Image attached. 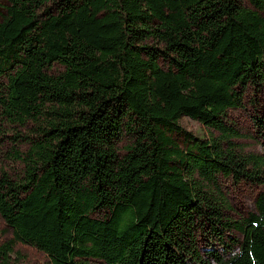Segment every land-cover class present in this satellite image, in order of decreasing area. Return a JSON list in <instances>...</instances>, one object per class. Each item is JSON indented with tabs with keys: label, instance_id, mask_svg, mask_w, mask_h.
Listing matches in <instances>:
<instances>
[{
	"label": "trees",
	"instance_id": "obj_1",
	"mask_svg": "<svg viewBox=\"0 0 264 264\" xmlns=\"http://www.w3.org/2000/svg\"><path fill=\"white\" fill-rule=\"evenodd\" d=\"M1 1L0 146L36 127L24 176L0 172V264L17 244L51 264H264V193L233 221L219 183L264 184V155L226 123L264 89V0Z\"/></svg>",
	"mask_w": 264,
	"mask_h": 264
},
{
	"label": "rangeland",
	"instance_id": "obj_2",
	"mask_svg": "<svg viewBox=\"0 0 264 264\" xmlns=\"http://www.w3.org/2000/svg\"><path fill=\"white\" fill-rule=\"evenodd\" d=\"M1 3L4 5L5 1ZM240 5L244 10H255L247 0H241ZM264 16V11L262 12ZM153 46V43H148ZM162 68H166V63L158 61ZM66 67L63 64L55 63L49 70L52 76H59L65 73ZM264 118V89L249 87L243 97L241 105L235 109H230L226 113V123L232 126L239 134L233 139V143L240 146L244 152L256 155H264V136L258 130L255 119ZM179 126L199 139L206 138L210 133L205 130L197 121L187 117L180 118ZM35 125L28 122L25 127L19 126V130H10L5 133L4 144L0 146V172L7 173L10 177H23L25 166L20 160L14 159L15 154H24L31 148L32 135ZM216 136V135H215ZM172 138L183 146L184 137L181 134L173 133ZM19 139V141L17 140ZM132 139L129 135H123L118 143L119 155H124L131 146ZM219 183L226 201L227 216L233 221L246 217L248 213L255 211V200L257 196L264 193V184H253L249 182H234L229 178H220ZM99 217V215H94ZM226 236L240 239L237 232L227 233ZM203 237L201 236L200 240ZM11 239V233L6 229L0 219V245ZM205 239L200 241V248L203 252L209 249L205 245ZM214 243V242H213ZM217 246L216 243H214ZM218 247V246H217ZM12 264H51L49 259L35 248L17 244L12 256Z\"/></svg>",
	"mask_w": 264,
	"mask_h": 264
}]
</instances>
